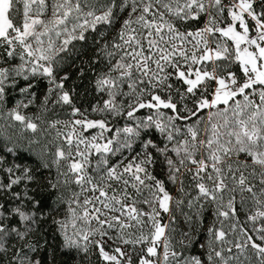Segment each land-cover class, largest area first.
Instances as JSON below:
<instances>
[{"label": "snow or ice", "instance_id": "1", "mask_svg": "<svg viewBox=\"0 0 264 264\" xmlns=\"http://www.w3.org/2000/svg\"><path fill=\"white\" fill-rule=\"evenodd\" d=\"M0 264H264V0H0Z\"/></svg>", "mask_w": 264, "mask_h": 264}, {"label": "trees", "instance_id": "2", "mask_svg": "<svg viewBox=\"0 0 264 264\" xmlns=\"http://www.w3.org/2000/svg\"><path fill=\"white\" fill-rule=\"evenodd\" d=\"M78 92L81 93V100L79 101V103H82L84 104L85 106H87V103L91 100V97L90 96H85L84 92H83V86L79 87L78 89ZM51 238V236H50Z\"/></svg>", "mask_w": 264, "mask_h": 264}]
</instances>
